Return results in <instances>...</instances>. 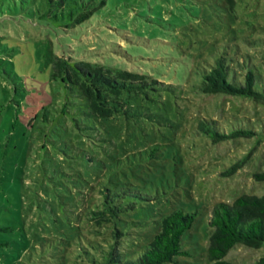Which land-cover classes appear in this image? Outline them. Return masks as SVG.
<instances>
[{"label":"rangeland","instance_id":"374dc122","mask_svg":"<svg viewBox=\"0 0 264 264\" xmlns=\"http://www.w3.org/2000/svg\"><path fill=\"white\" fill-rule=\"evenodd\" d=\"M55 56L151 84L100 120L53 76ZM219 65L231 84L251 74L260 99L203 94ZM207 119L253 136L213 144L197 129ZM263 171L264 0H0V264H101L108 245L85 213L105 190L122 209L123 260L182 210L195 221L166 264H211L210 210L263 196ZM261 258L264 246L237 245L225 261Z\"/></svg>","mask_w":264,"mask_h":264},{"label":"trees","instance_id":"16d2710c","mask_svg":"<svg viewBox=\"0 0 264 264\" xmlns=\"http://www.w3.org/2000/svg\"><path fill=\"white\" fill-rule=\"evenodd\" d=\"M227 1L234 3V0ZM56 12L58 9L52 17L56 18ZM88 15L91 13L86 14L82 20L89 19ZM53 76L60 79L69 93L78 90L88 114L100 120L111 119L115 115L126 116L132 108L130 101L140 93L146 94L151 84L137 74L127 71L113 74L98 65L83 61L73 62L69 57L59 56L53 59ZM253 81V76L248 74L244 85L231 84L227 81L224 66L219 65L203 76L201 92L206 95L222 94L258 100L260 94L254 90ZM197 129L213 144L253 136L252 132L243 130L221 132L214 119L201 121ZM244 163L245 160L237 163L226 175L237 173ZM253 179L264 182V171L254 174ZM104 192L102 203L85 213L88 223L96 228V235L108 245L107 251L104 247L99 249L103 254L101 264H166L172 262L176 256L185 254L181 247L182 238L192 228L195 214L175 210L161 219L156 233L136 259L123 260L119 248L124 234L117 227L122 209L108 195L110 191ZM208 224L211 228L208 261L211 264H234L225 261V258L235 246L254 250L264 246V195H242L231 204H215L210 210ZM254 264H264V258Z\"/></svg>","mask_w":264,"mask_h":264}]
</instances>
